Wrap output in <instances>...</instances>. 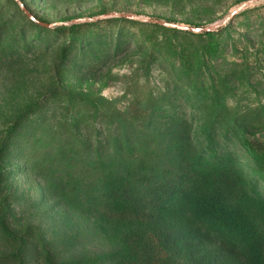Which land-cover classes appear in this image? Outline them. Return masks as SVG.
I'll use <instances>...</instances> for the list:
<instances>
[{
  "label": "rangeland",
  "instance_id": "rangeland-1",
  "mask_svg": "<svg viewBox=\"0 0 264 264\" xmlns=\"http://www.w3.org/2000/svg\"><path fill=\"white\" fill-rule=\"evenodd\" d=\"M14 1L16 4L0 0V146L7 128L22 117L27 107L33 103L38 107L36 113L22 119L20 136L9 156L11 178L0 182V215L4 214L1 205L15 213L16 221L7 217L18 237L8 238L0 228V264H20L14 254L19 253L21 237L29 240L27 252L20 253L25 264H45L40 238L46 241L57 263L94 257L112 249L96 219L53 199L46 191L47 177L57 174L65 178L63 162H76L80 150L77 140H89L93 133L92 127L79 130L72 122L81 114L86 122L79 127L92 125L87 119L98 109L111 117L120 113L142 126L156 107L164 115L161 125L166 124L167 116L191 119L194 109L176 90L182 84L172 60L166 57L170 50L191 52L199 46L195 36L127 23L121 25L125 38L117 49L120 27L106 24V20L127 14L171 20L180 26L202 24L219 29L249 0ZM27 19L48 24L49 29L96 19L102 24L90 29L104 36L105 41L87 54V49L79 45L63 58L70 41L60 33L38 36ZM228 24V34L220 36L222 54L209 63L215 68V78L221 82L219 89L231 111L257 108L264 105V0L239 10ZM205 77L210 84L209 76ZM111 117L108 121L113 120ZM194 123L197 127L201 124L199 120ZM256 131L251 138L264 141V123L256 125ZM96 139L93 135L90 144ZM233 149L247 169V155ZM76 170L71 172L77 174Z\"/></svg>",
  "mask_w": 264,
  "mask_h": 264
},
{
  "label": "trees",
  "instance_id": "trees-1",
  "mask_svg": "<svg viewBox=\"0 0 264 264\" xmlns=\"http://www.w3.org/2000/svg\"><path fill=\"white\" fill-rule=\"evenodd\" d=\"M27 20L38 36L60 33L70 41L63 58L79 45L87 49V54L105 41L90 29L99 27V20L54 29ZM105 23L120 27L117 49L125 38L121 25L127 23L198 38L199 46L194 51L170 50L166 57L172 60L182 84L176 90L186 97L194 114L191 119L167 116L166 124L161 125L164 115L156 107L142 126L120 113L111 117L98 109L87 119L92 125L80 128L86 116L74 118L72 124L79 130L90 126L93 133L89 140H77L80 150L76 162H63L65 178L57 176L58 169L54 171L56 176L47 177L46 191L53 199L92 215L109 237L112 249L94 257L57 263L40 238L45 264H264V141L251 138L257 132L256 125L264 123V105L231 111L219 89L215 68L209 63L222 54L220 36L228 34L229 24L216 31L196 33L125 17ZM37 107L30 104L7 128L0 146V182L11 178L9 156L23 120L36 113ZM110 117L113 120L108 121ZM194 120L200 121L199 127ZM99 121L102 124L97 126ZM93 135L97 139L90 144ZM234 147L247 155V169ZM77 168V174H73L71 170ZM1 206L2 233L16 240L7 217L16 221V215ZM20 241L14 257L25 264L20 253L27 252L29 240L21 237Z\"/></svg>",
  "mask_w": 264,
  "mask_h": 264
},
{
  "label": "water",
  "instance_id": "water-1",
  "mask_svg": "<svg viewBox=\"0 0 264 264\" xmlns=\"http://www.w3.org/2000/svg\"><path fill=\"white\" fill-rule=\"evenodd\" d=\"M259 0H249L247 2H244L243 5L239 8V10L243 9L244 7H246L248 4L250 3H255ZM25 10V9H24ZM239 10H236L234 12H232L231 15H229L223 22H222V26H226L229 21L233 18V16H235ZM118 17H125V18H132V19H135V20H140V21H145V22H152V23H157V24H160V25H163V26H166V27H170V28H176V29H180V30H184V31H191V32H196V33H202V32H206V31H216L217 29H213V28H206V27H203V28H195V27H190V26H180L178 24H174V23H169V22H165V21H162V20H158V19H142V18H138V17H133V16H129L127 14H118ZM93 20H96V19H93ZM36 22H38L37 20H35ZM39 24H41L42 26H48V24H45V23H41V22H38ZM75 23V21L69 23V24H73Z\"/></svg>",
  "mask_w": 264,
  "mask_h": 264
}]
</instances>
